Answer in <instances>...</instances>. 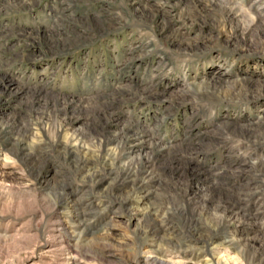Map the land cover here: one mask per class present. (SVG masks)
<instances>
[{
	"label": "rangeland",
	"instance_id": "1",
	"mask_svg": "<svg viewBox=\"0 0 264 264\" xmlns=\"http://www.w3.org/2000/svg\"><path fill=\"white\" fill-rule=\"evenodd\" d=\"M128 122L175 159L148 170ZM31 254L264 264V0H0V264Z\"/></svg>",
	"mask_w": 264,
	"mask_h": 264
},
{
	"label": "bare ground",
	"instance_id": "2",
	"mask_svg": "<svg viewBox=\"0 0 264 264\" xmlns=\"http://www.w3.org/2000/svg\"><path fill=\"white\" fill-rule=\"evenodd\" d=\"M4 86L6 87V86H8V84L5 82ZM8 88L9 87H6V89H8ZM34 91H35L33 93L34 97H35L34 100L40 99L44 96L43 90L39 89V91H37V90H34ZM150 91L153 92L151 89H150ZM150 91H148V92L150 93ZM47 95H49V94H47ZM49 96L52 97V95H49ZM112 97L116 98V96H110L108 99L107 98L104 99V97H103V99H101V100L105 104L110 105V102H112L111 101ZM65 99L64 100L59 99V98L55 99V103L58 105H62L64 107L65 111H72L80 105L79 100H65ZM117 112H118L117 109H114V111L111 114L114 115ZM119 137H122L123 141L124 140L126 141L125 142L126 149H133L136 145H138V146L140 145L144 148L146 147L149 149L147 151V154H148L147 157H144L146 159V162L148 163L147 164L148 170H150L149 168H151V167L154 168L155 164L161 159H164V158L175 159L174 156H177V155H175L177 153V149H175L174 146L171 147V146L159 144L158 142H156L153 132H152V134H149V131L142 129L139 125H137V123H134V122H128V123L124 124V126L121 128V131L119 132ZM192 154L197 155V154H199V152H193ZM91 163L92 162L91 161L89 162L88 159L85 162H83L84 165L85 164H91ZM79 166H81V165H79ZM227 166L228 167L226 170L228 171V168H230L231 165L229 164ZM220 175H221L220 172H214V171L205 170V169L196 170L195 176L197 177V179L208 180L209 178H211V180L213 182L212 187L210 189L211 190V192H210L211 196L209 199H215L216 200L217 196L223 197L222 193H221V189H222L221 187H222V184H224V183L222 181H219ZM128 176L133 177L134 175L129 174ZM136 183H137L139 188H143V185H142L143 181L142 180L139 181V179H137ZM245 190H246V188H244L243 184L240 183L239 185H237L235 192L239 193L240 195L242 193L248 194L247 190L246 191ZM216 201H218V203H219L218 205L221 206L225 212H228V213L232 212L234 214L235 213H237V214L241 213V211H240L241 209H240V206L238 205V202L236 203V201L232 200L231 197H228L225 200L222 199V200H216ZM27 264H37L35 262V256L34 255L31 254V256L28 257Z\"/></svg>",
	"mask_w": 264,
	"mask_h": 264
}]
</instances>
